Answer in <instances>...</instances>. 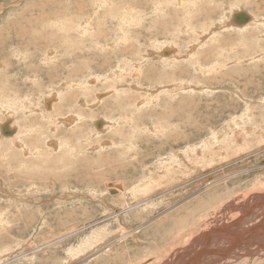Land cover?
Listing matches in <instances>:
<instances>
[{
    "label": "rangeland",
    "instance_id": "obj_1",
    "mask_svg": "<svg viewBox=\"0 0 264 264\" xmlns=\"http://www.w3.org/2000/svg\"><path fill=\"white\" fill-rule=\"evenodd\" d=\"M263 9L264 0H0V251L13 259L22 246L16 241L26 244L29 240V250L36 254L24 260L27 264H87L86 257L68 262L71 251L86 249L80 241L94 230L100 239H109L117 224L101 219L115 208H127L124 225L131 223L135 231L125 237L130 238L129 245L141 248L132 235L146 237L151 229L147 222L157 210L148 207L144 214L139 196L129 192V185L140 183L147 169L135 162L137 171L128 169L116 177L106 162L139 159L148 147L145 136L149 142H162L155 138L160 129L157 125L167 112L187 111L201 119L203 108L234 106L233 99H237L236 109L244 110L246 102L237 90L251 78L254 83L246 88L254 100L251 110L264 117V18L242 25L233 18L240 11L263 17ZM224 15L228 25L222 24ZM80 118L85 121L82 130ZM188 121L174 116L170 124L187 133L184 125ZM258 124L264 125V120ZM216 135L214 143H219L221 136ZM109 139L115 143L110 145ZM246 140L232 135L231 145L244 147ZM201 144L203 139L196 146ZM263 162L259 158L252 172ZM213 167L228 170L224 162ZM87 172L92 179H82ZM254 174L257 172L246 182ZM120 182L125 184H116ZM263 182L264 177H259L257 183ZM116 186L122 187L120 194L111 192ZM259 186L241 191L250 195L240 201L250 206L264 204V196L257 194L264 187ZM79 192L81 195L73 197ZM189 194L179 200L183 203ZM237 196L221 207L232 204ZM91 209L96 218L89 212L83 215ZM246 213L240 217L264 234V216L256 225L255 216ZM155 220L150 222L152 227ZM78 224L84 227L79 225L81 229L76 230ZM220 228L229 230L224 237L232 233L237 239L248 236L230 212L210 235L220 236ZM71 230L75 231L67 235ZM151 233L155 236L146 238L148 244L156 239L159 245L162 238V246L172 238L159 230ZM7 237L13 240L5 245ZM102 242L86 254L110 247Z\"/></svg>",
    "mask_w": 264,
    "mask_h": 264
},
{
    "label": "bare ground",
    "instance_id": "obj_2",
    "mask_svg": "<svg viewBox=\"0 0 264 264\" xmlns=\"http://www.w3.org/2000/svg\"><path fill=\"white\" fill-rule=\"evenodd\" d=\"M180 1L184 2V0H180ZM241 4L244 3L242 2ZM2 9L4 10L5 8ZM262 11H264V9ZM203 12L207 13L206 10L202 11V13ZM241 13L244 14V17H247V20H245V22H239L241 23L240 25L246 24L250 21H256L257 19H259V17L264 18V16L262 17L260 16V14L256 16L257 12H253L252 16H250L251 14H249L248 16L247 12L240 11L235 13L236 14L235 16H238ZM260 13L262 12L260 11ZM263 13L262 15H264ZM225 15L222 24H227L228 22L225 18ZM192 19L194 20L195 18ZM234 22H236L235 18H234ZM222 24L220 26H223ZM90 25H88L89 28L92 27ZM205 36L206 35H204V37ZM91 37H94V34L85 38L89 39ZM107 43L109 42L106 41L105 44ZM96 47H100V46H96ZM93 58L95 59V56ZM2 63L4 64V62ZM112 71H116V69H113ZM112 74L116 75V72ZM253 83H254L253 78H251L242 84L243 85L242 88L239 87L237 90L238 96L246 102V108L244 110L239 111V109H236L237 99L236 100L233 99L234 106L225 104L222 106V108L220 106L219 109L215 107L212 108V106L203 108L202 109L203 118L201 119H197L195 116L191 115L187 111H179L177 113L167 112L159 118L160 121L158 122L159 124L157 125L160 129L159 131H157L158 134L155 138L160 139L162 142H158L156 140H152L149 142L148 137L145 136L144 142L145 145H148V147L142 153L139 159L134 158L135 159L134 162L128 161L126 163L106 162L108 164V168L111 169L110 174L113 173L116 177L119 176L118 175L119 172L123 174V172H126L128 169L137 171L136 169L137 165L141 166L143 169H147V171L142 173V176L140 178L141 180L140 183L132 187L129 185L130 188L129 192L133 193L136 196H139L137 200L139 201L141 207L140 209H142V212H145L144 214H147L148 207H152L157 210V212L155 213L156 216L150 218L149 222H147V225L150 224L149 226V228H151L150 231L148 233H146L147 232L146 230L142 232L143 234L146 233V237L143 236V238H139L136 235H132L134 242L137 245H141L140 246L141 248H137L129 245L130 238L125 237L128 234H133L135 231L132 230L133 227H130L131 223L124 225L125 221H128L129 214L125 213L127 208L125 210H123L122 208L121 209L115 208L116 210L112 211L110 214L105 213L104 216L105 218L103 217L101 220L108 221L110 222V224L112 223L117 224L116 232L111 233L110 238L107 240L105 239L106 237L100 239V237H98L97 234L94 235L95 231L97 230L88 233L80 241L81 246L85 247L86 249H84L83 251H79L77 253L76 251L72 252L70 250L71 251L70 255L72 256H70L68 262L73 261L72 260L73 257H76V259L77 257H79L80 259L86 257L90 261L93 260L94 264H99V263L100 264H116V263H120V264H264V234H260L259 231H256V226L253 228V225H251L250 223H248L247 221L243 220L240 217V215L246 212H247L246 214L248 213L252 214L257 219L256 222L257 225L260 219L259 217L264 216V204H256L254 206H250L246 202L240 201L243 197L250 195L249 191L242 193L241 191H245V190L251 191L256 189V188L251 189L250 188L251 185H260L261 187H264V182L257 183L259 177L260 178L264 177V162L261 164V167L258 166L260 167L258 170L252 172V169H254L257 166L256 163L257 161H259V158L264 159V125L258 124V122H262L264 120V117L263 115H261V113L258 114V110L257 111L251 110V106L254 103V100L246 92V88ZM109 91L110 90H108V93ZM13 99L15 100V98ZM138 103L140 102L138 101ZM121 104L123 103L121 102ZM92 116L94 118L96 117L95 115ZM174 116H176L179 120H186L188 118L191 121V122L188 121L187 125H184L186 126L187 133L176 130L170 124V119H172ZM163 118L166 119V121H163ZM10 119L13 118L10 117ZM80 120L81 123L78 124L79 125L78 127L79 130H82V126L85 124V121L83 118H80ZM97 120H100V118ZM102 121L103 120H101V124L103 123ZM72 122L73 120H71V123ZM98 122L100 121H97V123ZM114 123L115 121L111 122L112 126L114 125ZM165 123L167 125H165ZM102 125H100V128L102 127ZM252 125H256V128L253 129ZM52 126L53 125H51V127ZM148 127L149 126L146 125V128ZM84 134H86V132ZM216 134L221 136V140L219 141V143L218 142L214 143V140L217 139ZM229 134H231V136H229ZM232 135L235 137L237 136L246 137L247 140L245 142L244 147L241 146L240 148H235L234 145H231ZM201 139H203V144L197 147L196 145L199 144V141ZM255 139H257V142L255 145H253L252 141ZM109 140L111 142L110 145L115 143L113 140L111 139ZM50 141L48 142L49 144ZM17 143L19 144V142ZM26 152L29 153L28 151ZM135 162H137V165H135L136 164ZM221 162L226 163L228 170L223 169L218 171V169L220 168L213 167L214 165ZM89 169L92 170L93 173H95V171L92 168ZM89 172H87L82 179H92L91 178L92 174H90ZM255 172H257V174H254V178L246 182L247 179L251 177ZM132 173H137V172H132ZM100 179L102 180V178ZM121 183L122 182L116 184H121ZM123 184L125 183H122V185ZM121 186L120 188H122ZM116 187L119 190L114 187L113 190L111 189L112 190L111 192L114 194H117L119 191H121L119 186ZM123 190H124L123 194L126 195V190L124 189V187ZM261 190H263L262 193L257 192V194L264 196V189L261 188ZM188 192L190 193L188 198L182 203V200H179L180 196L185 195ZM69 193L72 194L74 193V191L70 189ZM78 195H81L80 192L79 194L77 193L73 194V197L76 198L78 197ZM95 195L96 193L93 192L92 197ZM17 196L18 195H16V197ZM232 196H237L234 199V202L230 205H224L223 207H221V205H223L225 202L230 201V198ZM164 198L167 199L165 202H161V203L158 202V199H164ZM165 206H167V208H165ZM162 208H165V210H163ZM92 209L88 211L86 210V212H82L83 215L88 216V212L92 215L91 213ZM66 211L68 210L66 209ZM104 212H106V210ZM228 212L234 215L236 217L237 222L246 228V234L248 236L241 235V238L237 239L234 238V235L232 233L230 237H224V235L229 232V230L224 228L218 229V233L220 236L210 235V232L219 224L220 221L226 220L228 218ZM93 217L96 218V216ZM154 219L157 220L154 221L156 224L155 226L152 227L153 224H151L150 222ZM72 224L75 225V223ZM79 225H81V228L84 227L83 224H78L75 226L76 230L81 229L80 227H78ZM104 225H106V223ZM263 227H264V223H263ZM72 230L70 232H67L66 234L72 235L73 234L72 232L75 231ZM158 230H159V234H161V232L165 234H171L172 238L169 239V241H167L165 244H162V246H161L162 238L160 239L159 245L157 244V241H155L156 239H151V244H148L150 239L146 240V238L154 235L153 233H151V231H154L156 234ZM221 236L224 238V240H222ZM12 240H13L12 237H7L4 240L5 242L3 241V243H5L6 245L8 241L12 242ZM90 240H95L97 242L94 244L89 243ZM102 241H105L106 243H108L107 245L110 246L107 250L105 249L103 250V252L97 254H90V252H87L88 254H86V250L90 249V251L93 252L94 249L97 248L96 246L102 245L103 243ZM200 241H202V243H199ZM243 241L253 242L254 244L253 246L245 245ZM16 242L22 245L20 247V252L16 254V257L11 259L12 256H10V254L4 251H0V264H13V263L15 264V262L17 261H21V263L27 264V262L24 260L36 254L33 253L34 250H29L31 247L29 240L26 242V244L25 242L20 240ZM153 242L155 243L153 244ZM134 251H137V253H134ZM91 256H93L94 259H92L93 257L91 258ZM36 257H38V255H36ZM87 259L86 261H88ZM90 261L86 263L91 264Z\"/></svg>",
    "mask_w": 264,
    "mask_h": 264
},
{
    "label": "water",
    "instance_id": "obj_3",
    "mask_svg": "<svg viewBox=\"0 0 264 264\" xmlns=\"http://www.w3.org/2000/svg\"><path fill=\"white\" fill-rule=\"evenodd\" d=\"M234 18H235V21L238 23L239 22H245V20H247V17H244L243 13L239 14L238 16H235Z\"/></svg>",
    "mask_w": 264,
    "mask_h": 264
}]
</instances>
